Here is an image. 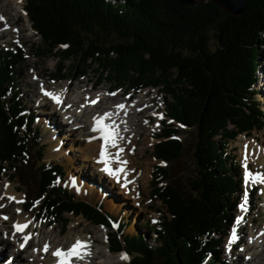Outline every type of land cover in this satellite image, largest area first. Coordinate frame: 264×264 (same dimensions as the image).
Wrapping results in <instances>:
<instances>
[{
  "label": "trees",
  "instance_id": "16d2710c",
  "mask_svg": "<svg viewBox=\"0 0 264 264\" xmlns=\"http://www.w3.org/2000/svg\"><path fill=\"white\" fill-rule=\"evenodd\" d=\"M23 10L42 41L37 55H55L61 63L58 72L65 70V61L72 63L58 78L72 71L73 78L84 76L92 68L117 87H157L168 99L163 122L170 119L195 130L193 193L186 196L167 182L166 167L154 165L151 172L150 195L168 216L144 225L160 243L123 235L120 223L114 227L100 206L76 200L55 183L63 168L42 160L33 117L23 113L15 89L21 52L0 47V174L28 163L30 148L37 149L38 186L27 209L37 204L39 218L63 227L65 212L105 226L108 250L130 255L128 264H223L218 247L234 221L241 190L227 140L264 125L254 89L258 58L264 57V0H247L239 16L211 1L184 7L176 0H25ZM211 28L217 43L213 50L208 46ZM95 30L117 40L101 42L92 36ZM177 133L173 125L163 124L153 145L155 159L179 158L184 143Z\"/></svg>",
  "mask_w": 264,
  "mask_h": 264
},
{
  "label": "rangeland",
  "instance_id": "374dc122",
  "mask_svg": "<svg viewBox=\"0 0 264 264\" xmlns=\"http://www.w3.org/2000/svg\"><path fill=\"white\" fill-rule=\"evenodd\" d=\"M109 1L121 2L123 0ZM8 4L10 8L6 9L5 7ZM13 4H16L13 0H0V5H5L3 6V9H6L5 15H10L8 20L10 25H14V29L16 30L17 28L19 33L14 35L9 32L0 34V47L17 48L21 52L23 61L14 67L16 74L15 89L23 113L33 117L32 127L38 133L42 160L46 163H57L63 168L62 177L56 180L55 183L66 188L76 200H83L92 205L100 206L103 212L107 213L111 219H114V227H117L120 223L123 235H139L149 244L158 245L160 242L156 240L155 232H149L144 223L154 224L162 216H168V213L165 206L150 195L152 185L151 172L154 165L166 167L170 174L167 182L175 184L186 196L193 193L191 184L195 171L192 161V149L195 130L179 123H174L170 119H167L165 123L163 122L165 105L168 99L165 93L157 87H146L137 91L117 87L107 79L99 76L100 73L92 70V68H89L84 76L73 78L74 72L72 71L69 74L71 76L58 78V74L60 75L63 71L64 74L68 73L72 63L65 61V70L62 69L61 72H58L61 63L55 55H37V50L42 47V41L31 28V23L23 10L25 0H21L15 7ZM214 31V28L208 30V46L210 50H213L217 44L213 35ZM92 36L105 43L117 40L116 36L111 33H101L96 30L92 33ZM258 60L260 65L259 69L255 71L257 80L254 89L256 92L255 98L259 102L264 115V57L260 56ZM63 83L68 84L67 90L70 93L71 91H80V94L85 93L82 96L86 97V99L97 95V112L93 113V115H100L106 105H113L119 102H124L132 108L135 99L145 94L141 99L146 100V104L138 107L137 115L133 114V110L128 112L127 117L135 121L129 126L128 135L122 137L124 143L119 146V148H122L121 152H125L124 155H127L128 170L132 172L134 179L137 180L134 186L127 185V190L131 195L130 199L122 197L120 193H116L118 185L112 186L111 179L105 176L99 168L94 167L97 164H94L90 159H83V154L76 151L79 145L85 147L87 144L85 140L75 139L76 136H80L79 133L69 132L67 129L70 126L68 123H63L61 116H56L54 120L50 118L48 113H39L41 109L48 110L49 106L38 107L34 103L36 86H43L45 87L44 90H46L52 87V84L60 86ZM115 115H117V111L113 114L114 118ZM75 117L76 115L72 116V118ZM122 122L123 120H118L113 123L120 124ZM163 124L173 125L178 131L177 137L184 143L183 153L173 162L155 159L152 154L153 145L159 140L157 134L161 132ZM229 128L234 129L233 125H229ZM117 130L119 129L117 128ZM82 132L84 133V131ZM70 133L74 135H70ZM226 146L227 153L238 166L240 175L239 187L241 190L236 199L234 221L225 230L222 242L218 247V253L220 260L249 264L246 263L248 258L246 252L248 242H250L249 235L252 234V231L257 232L264 228V208H262L264 204V183L250 181L245 184L243 180V164L246 156L248 170L252 173V176L257 178L264 177V169H262L264 167L258 164L256 158L247 156V152H253L257 155L258 146L264 148V125L259 130L253 129L248 133L237 134L233 139L227 140ZM30 149L31 154L29 155L28 163H19L13 169H7L0 174V217L2 216L3 219L0 223V264L17 258L18 254L22 257H28V255L33 253L35 256L39 251L42 252L41 244L43 247V243L46 244L48 241L50 245H54L57 241H62L61 247L64 246L63 249H66L71 242H74L69 238V234L72 232L70 229L71 223L74 222L72 218L75 217H80L81 219L77 233H80L79 235L84 238L94 239L91 243V248H89L91 255L95 254L97 248L99 250V253L96 254L97 258L93 260L94 262L89 261L88 263V260L83 258L79 259V264H128L130 255L124 251L112 252L108 250L105 240L108 229L105 226L92 224L81 215L74 216L72 213L65 212L63 213V218L66 219V225L63 227L59 221L48 222V220L39 218L37 215V204L31 209H27L28 201L33 198V192L37 191L38 186V180L34 172L38 152L34 146ZM107 152L111 153L110 151ZM9 187L13 188V193L19 197L18 200L7 197L5 192ZM80 192H83V194H80ZM245 196L247 198V211L242 212L239 205L244 202ZM238 216L243 217V221L239 225L235 223ZM3 217H7V219L5 220ZM13 222H18L21 225L27 224L28 227L23 232L12 233ZM233 227L237 229L238 239L235 243L228 245ZM25 236L29 237L27 240L29 246L27 252L24 249L19 250ZM123 254L127 259L121 258ZM29 259L32 260L34 258L30 257ZM7 264H10V262ZM22 264L28 263L23 261Z\"/></svg>",
  "mask_w": 264,
  "mask_h": 264
},
{
  "label": "bare ground",
  "instance_id": "6f19581e",
  "mask_svg": "<svg viewBox=\"0 0 264 264\" xmlns=\"http://www.w3.org/2000/svg\"><path fill=\"white\" fill-rule=\"evenodd\" d=\"M13 1H15L16 4H19V2L21 0H13ZM15 5L13 4L14 7H15ZM3 6H5V5H0V17L3 18V19H0V34L5 33V32L12 33L13 35L18 34L19 32L17 31V28L15 30L14 25L11 26L9 21H8L10 15L9 16L5 15L6 14L5 10L7 8H10L9 4H8V6L5 7L6 9H3ZM52 85H53L52 87H50L46 90H44L45 87H43V86H39V87L36 86L37 90H36V95L34 98V103H36V105H38V107H41L44 105L49 106L48 110L41 109L39 111V113H44V114L48 113L50 118H52L54 120L56 119L55 118L56 116H61V118L63 119V123H68V125L70 126L67 129L69 132L79 133L80 136L79 137L76 136L75 139L85 140L87 142V144L85 147H82L81 145H79L78 146L79 148H77L76 151L81 152L83 154V157H84L83 159H85V160L90 159L93 161L94 164H97V166L95 165L94 167L99 168L100 171H102V173L105 174V176H107L111 179V185L112 186H115L116 184L118 185L116 193H120L122 195V197L130 199L131 195L129 194V192L127 190V185L134 186L136 184L137 180L134 179L132 172H130L128 170L127 155L125 156L124 155L125 152H121L122 148H119V146L124 143L122 140V137H125L126 135H128V133H129L128 128L135 121L134 119L132 120V119H129V117H127L128 112L130 110H133L134 111L133 114L137 115V113L139 111L138 107L146 104V100L141 99L145 94L143 96H139L138 99H135L132 108L127 106L126 103H124V102H119V103H117L118 105L119 104L124 105L123 109H119L116 107L117 104L114 103L113 105H106L104 107V110L102 112H100V115L96 116V115H93V113L97 112L96 111V104L94 106H91L90 102L92 100L97 99V95L92 96L89 99H86V97L82 96L85 93L80 94V91H71V93H70V91L67 90L68 84H66V83H63L60 86L54 85V84H52ZM41 89H43L44 91L59 95L62 102L60 104L55 103V101H53L50 97L45 96L44 91L41 92L42 91ZM83 109H85L86 111H85V113H83L81 115L80 112L81 111L83 112ZM116 111H117V115H115V118H114L113 114H115ZM75 113H80L79 114L80 119L79 118H72V116L75 115ZM104 113L110 114L109 119L106 120L105 123L112 124L113 122H117L118 120L119 121L123 120V122L120 124L113 123L116 126V128L119 129L118 130L119 138L116 141L117 147L109 146L107 148V151L111 152V153L108 152L109 157H110V167L113 170L119 169L120 167L124 168V172L119 174V183L117 182V179L115 177L110 176L106 172L103 171L104 165L102 163L97 162L99 160V152H100L101 145L103 144V141L100 139V133L93 131V119L96 117L103 116ZM84 123H87V124H84ZM82 131H84V133ZM70 135H74V134L70 133ZM75 135H77V134H75ZM63 139H65V137H63ZM247 156H252V158H256L258 164L260 166L264 167V148L263 147H259V146L257 147V155H255L253 152L252 153L247 152ZM120 161H125L126 166H124L125 164H121ZM262 169H264V168H262ZM5 194L7 195V197L15 198V200H18V198H19L13 193L12 187L11 188L9 187L7 189V191L5 192ZM80 194H83V192H80ZM262 206H263L262 208H264V204ZM72 219H74V222L71 223V226H70V229L72 232L69 234V238L72 239V241H74V242H71V244L67 248L71 247V245L73 243H75L76 240H81V241L87 242L91 248V243L94 241V239L92 240V239L84 238L81 235H79L80 233L79 234L77 233L78 232V229H77L78 224L81 221L80 217H75ZM1 221H3L2 216L0 217V223H1ZM15 223H17V222H15ZM261 228H262V225H261ZM11 231H13V230L11 229ZM249 237L248 238L250 239V242H248L249 244H248L246 254L250 258L251 264H264V228L261 230H258L257 232L252 231V234L249 235ZM62 243H63L62 241H59V242L57 241V243H55L54 245H50V242L48 241L46 243L47 244V251L44 250L46 244L43 243V247L41 244V248L43 249L42 252L39 251L35 256L32 253L31 255H28V257H22L21 255L18 254V256H16L17 258H13L11 260V262H12V264H22L23 261L27 262L28 264H32V262H33V264H53L55 261L58 260V258L56 256H54L52 253L58 248L63 249L64 246L61 247ZM22 244L24 246L19 248V250L24 249V251L27 252L29 246H28V242H25V238H24V240H22L21 245ZM97 253H99L98 248H97L95 254H92L90 256H85L84 258L88 260L87 261L88 263H89V261L92 262L93 260H95V258H97V256H96ZM240 253H242V252H240ZM123 256H125V255L123 254ZM30 257H33L34 259L30 260L29 259ZM78 261H79V259L74 260L73 264H77ZM106 263H107V261H106ZM78 264H79V262H78Z\"/></svg>",
  "mask_w": 264,
  "mask_h": 264
},
{
  "label": "snow or ice",
  "instance_id": "6c2138e0",
  "mask_svg": "<svg viewBox=\"0 0 264 264\" xmlns=\"http://www.w3.org/2000/svg\"><path fill=\"white\" fill-rule=\"evenodd\" d=\"M0 19H3L0 17ZM18 31V30H17ZM44 91L43 89H41ZM44 95L50 97L55 103L60 104L61 98L59 95L44 91ZM114 95V93H113ZM95 103V101H93ZM119 109H123L124 105L119 104L116 106ZM110 114L104 113L103 116L96 117L93 119V131L100 133V139L103 141V144L101 145L100 152H99V160L98 163H102L104 165L103 171L106 172L108 175L113 176L117 179V182L119 183V174L124 172V168L120 167L119 169L113 170L110 167V157L107 152V148L109 146L111 147H117L116 141L119 138L118 130L114 124H108L105 123L106 120L109 119ZM162 118V117H161ZM247 147V146H245ZM121 164H126L125 161H120ZM244 167V175L243 180L245 184H248L251 182H261L264 183V177H253L252 173L248 170L247 166V157L245 156V162L243 164ZM9 199H15L13 197H10ZM247 204V198L245 196L244 202L239 205L241 211H247L246 208ZM4 219H7V217H3ZM243 221L242 216H238L236 218L235 223L239 225ZM17 232H23L25 228L28 227L27 224L20 225L16 224L14 225ZM29 239L28 236H25V242ZM238 239L237 236V229L233 227L231 237L228 241V245H231L235 243V241ZM24 245L22 244L21 247ZM90 245L81 240H76L75 243L71 245V247L67 249H56L52 254L58 258L57 264H73V261L76 259H83L85 256H90L91 252L89 251ZM45 251H47V245H45ZM122 259H127L126 256H122Z\"/></svg>",
  "mask_w": 264,
  "mask_h": 264
},
{
  "label": "water",
  "instance_id": "95a60500",
  "mask_svg": "<svg viewBox=\"0 0 264 264\" xmlns=\"http://www.w3.org/2000/svg\"><path fill=\"white\" fill-rule=\"evenodd\" d=\"M179 5L191 7L205 1H211L218 5L221 9L233 16H239L246 10L247 0H176Z\"/></svg>",
  "mask_w": 264,
  "mask_h": 264
}]
</instances>
